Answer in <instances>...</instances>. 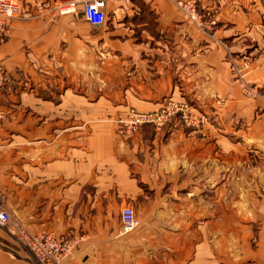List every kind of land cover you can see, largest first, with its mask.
Listing matches in <instances>:
<instances>
[{
  "label": "crops",
  "instance_id": "1",
  "mask_svg": "<svg viewBox=\"0 0 264 264\" xmlns=\"http://www.w3.org/2000/svg\"><path fill=\"white\" fill-rule=\"evenodd\" d=\"M0 44V198L32 233L76 238L65 264H264V0H17ZM228 55V56H227ZM239 59V60H238ZM188 100L194 124L131 132L121 117ZM193 111V110H192ZM131 205L140 224L124 232ZM0 264H38L0 226Z\"/></svg>",
  "mask_w": 264,
  "mask_h": 264
},
{
  "label": "built area",
  "instance_id": "2",
  "mask_svg": "<svg viewBox=\"0 0 264 264\" xmlns=\"http://www.w3.org/2000/svg\"><path fill=\"white\" fill-rule=\"evenodd\" d=\"M78 2L82 3L84 14L93 25H102L105 22V0H70L58 5V11L60 13L74 11ZM176 3L182 12L201 30H211L217 24L216 19L209 12L199 11L196 0H177ZM25 15L26 13L17 0H0V44L9 39L12 20L22 18ZM248 66L247 59L243 60L240 66L236 65L235 69L240 77H244ZM241 86L243 92L251 98H257L261 95L260 86L245 79H242ZM177 107V104H170L162 112L143 114L131 110L129 116L122 118L121 122L130 129H135L139 126H135L136 124L144 122H154L157 127H161L164 120L168 119L169 114H171L170 111L177 109ZM181 109H183L182 106ZM3 117L4 114L0 110V120ZM181 118L187 122L186 124L194 122L190 115L181 114ZM120 218L124 232L132 231L140 224V219L131 205L123 207ZM0 226L7 228L18 242L29 249L38 264H65L77 244L76 238L68 235L56 236L46 230L35 233L29 232L20 220L10 213L2 198H0Z\"/></svg>",
  "mask_w": 264,
  "mask_h": 264
},
{
  "label": "rangeland",
  "instance_id": "3",
  "mask_svg": "<svg viewBox=\"0 0 264 264\" xmlns=\"http://www.w3.org/2000/svg\"><path fill=\"white\" fill-rule=\"evenodd\" d=\"M227 56H228V55H227ZM238 60H239V59H238ZM242 62H243V61H239V62H237V63H236V62H232V63L230 64V70H231L232 74H234V75L236 76L237 81H238L239 88H240L241 92L243 93V95L246 96V97H248V98H251V97L247 96V95L243 92V90H242V86H241L242 79H245V80H246V75H247L248 71L250 70V69H249V68H250V62L248 61L249 66H248L247 69L245 70V74H244V77H243V78L240 77V75L236 72V69H235L236 65H239V66H240V65L242 64ZM248 82L260 86V88H261V89H260L261 95H260L259 97H264V85H260V84H258V83L251 82V81H248ZM257 98H258V97H257ZM170 104H172V105L177 104L178 107H177V109H175V110H173V111H170L171 114H169L168 119L164 120V122H163V124L161 125V127H157V126L155 125L154 122H144V123L140 124L139 126H137V128H135V129H139V128H141L142 126H144V125H146V124H152V125L156 128V130H158V131H162L163 128H164V126H165L168 122H170V121H172V120H177L178 122L182 121V122H184V123L186 124L187 122L181 118V114L190 115V116L192 117V115H193L192 112H195V108H193V106L191 105V103H190L188 100H185V99H184V100H175V99H173V100L166 101V103L163 104L159 109L154 110V111H150V112H140V111H137L136 109H135V110L132 109V110H134V111H136V112H139V113H141V114H143V113H153V112H159V111L162 112V111L165 110V109L167 108V106H169ZM181 106L183 107V109H181ZM192 110H193V111H192ZM122 118H127V116H125V117H121V118H120V121H121ZM191 124H194V122H192Z\"/></svg>",
  "mask_w": 264,
  "mask_h": 264
},
{
  "label": "bare ground",
  "instance_id": "4",
  "mask_svg": "<svg viewBox=\"0 0 264 264\" xmlns=\"http://www.w3.org/2000/svg\"><path fill=\"white\" fill-rule=\"evenodd\" d=\"M192 119H193V117H192ZM137 125H140V124H136L135 126H137ZM125 130L128 131V132H131V131H133L134 129L126 128V126H125Z\"/></svg>",
  "mask_w": 264,
  "mask_h": 264
}]
</instances>
